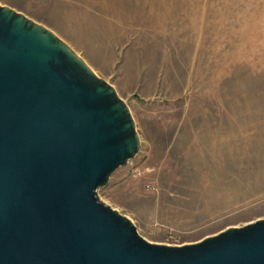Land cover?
I'll list each match as a JSON object with an SVG mask.
<instances>
[{
  "label": "rangeland",
  "instance_id": "obj_1",
  "mask_svg": "<svg viewBox=\"0 0 264 264\" xmlns=\"http://www.w3.org/2000/svg\"><path fill=\"white\" fill-rule=\"evenodd\" d=\"M129 104L139 152L98 193L180 245L264 217V0H0Z\"/></svg>",
  "mask_w": 264,
  "mask_h": 264
},
{
  "label": "water",
  "instance_id": "obj_2",
  "mask_svg": "<svg viewBox=\"0 0 264 264\" xmlns=\"http://www.w3.org/2000/svg\"><path fill=\"white\" fill-rule=\"evenodd\" d=\"M140 147L116 87L0 2V264H264V217L172 245L103 201Z\"/></svg>",
  "mask_w": 264,
  "mask_h": 264
},
{
  "label": "crops",
  "instance_id": "obj_3",
  "mask_svg": "<svg viewBox=\"0 0 264 264\" xmlns=\"http://www.w3.org/2000/svg\"><path fill=\"white\" fill-rule=\"evenodd\" d=\"M259 218H261V217H259ZM256 219H258V218H256ZM256 219H255V220H256Z\"/></svg>",
  "mask_w": 264,
  "mask_h": 264
}]
</instances>
